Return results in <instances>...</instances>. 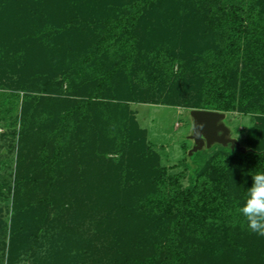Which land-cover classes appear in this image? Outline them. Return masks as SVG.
<instances>
[{"label":"trees","instance_id":"16d2710c","mask_svg":"<svg viewBox=\"0 0 264 264\" xmlns=\"http://www.w3.org/2000/svg\"><path fill=\"white\" fill-rule=\"evenodd\" d=\"M261 70L264 0H0V90L12 89L0 91V120L11 119L22 92V115L33 116L51 132L43 145L19 152L17 168L32 174L18 179L15 193L27 188L51 205L57 186L74 183L79 190L71 197L87 209L81 221L86 212L101 209H108L103 216L108 220L115 204L101 203L105 194H93L103 183L81 180L75 164L60 157L72 142L69 135L89 125L98 136L93 141H115L114 130L123 127L121 147L127 146L143 169L158 156L117 100L175 104L173 96L192 110L219 113L243 112L258 101L252 110L263 112L261 77L252 80ZM165 80L172 83L171 94L165 93ZM245 143V153L217 147L200 162L194 158L198 152L191 154L184 163L189 175L183 188L177 180L166 186L159 178L138 194L125 189L123 207L132 214L152 210L163 240L153 243L142 260L117 244L121 252L114 264H199L217 247L234 249L227 264H264L256 258L264 251V237L250 232L239 213L251 175L264 172V131ZM240 253L243 258L235 256ZM66 257L68 252L58 253L57 264Z\"/></svg>","mask_w":264,"mask_h":264},{"label":"rangeland","instance_id":"374dc122","mask_svg":"<svg viewBox=\"0 0 264 264\" xmlns=\"http://www.w3.org/2000/svg\"><path fill=\"white\" fill-rule=\"evenodd\" d=\"M176 69L174 65L173 73ZM252 75L254 81L261 77V81H257L264 89V71H255ZM165 86L168 87L165 93L171 94L172 83L165 80ZM0 91L8 93L12 89ZM262 93L264 95L263 91ZM21 94L22 92L19 93L15 112L12 115L7 113L8 116L11 115V119L0 120V264H44L46 260H50L51 264H57V254L61 251L68 252L69 257L60 264H114L115 255L121 252L117 244L127 245L122 247L125 251L130 249L131 258L142 260L153 243L163 240L162 232L156 233V227L153 226L154 217L151 216L152 210L132 214L129 208L125 209L127 206L123 207L121 203L122 192L128 188H133L137 194L140 190L146 191L149 189L148 182L155 181L157 184L160 182L159 178L166 186L175 180L182 188L188 184L189 169L185 168L184 163L189 158L188 152L193 145L189 139L192 130L190 116L192 109L184 106L180 98L173 96L171 99L175 104L156 102L155 99L147 102L117 100L118 104L127 106L129 117L143 130L146 147L158 156L157 161H151L145 168L142 166L143 169L136 165L138 164L136 157L127 151V146L125 149L121 147L125 139L123 127L114 130L115 141H93L98 140L96 138L98 136L89 125H83V131H80L82 136H79L80 133L69 135L72 142H67L70 146L65 147L68 145L66 143L65 148L63 147L64 152L60 154L64 159L62 161L67 158L74 163L73 170L76 169L80 174L79 178L84 179L86 183L89 179L94 184L103 183L102 188L100 187V190L96 188L93 194L99 197L105 194V199H100L101 203L108 201V204L111 203L110 206L115 204L110 219L103 217L106 216L108 209H101L97 214L86 212L84 215L86 218L81 221L82 210L87 209L84 205L79 207L75 203V198L71 197V193L74 191L78 193L79 190L78 185L75 186L74 183L57 186L51 194L53 201L51 205L42 204L41 196L36 192L27 193V188L22 194L15 193L14 185L16 182L19 183L18 179L21 181L32 174L31 169L24 168L20 171L17 168L19 152L23 154L31 148L33 150L34 146L43 145L49 140L51 133L45 129L43 131L33 116L22 115ZM259 104L257 101L254 107L246 105L243 112L224 113V119L221 120L230 132L229 137L235 139L244 150L239 151L240 153L247 150L246 139H256L259 131L261 129L264 131V121H258L259 118H264V111L252 110ZM117 107L119 112L120 107ZM23 119L24 126L21 125ZM82 144L83 147L87 145L89 148L80 149ZM217 147L236 150L231 148L230 144L225 146L211 144L208 148L202 147L196 151L198 153L194 155L195 162H200ZM156 165L159 167L158 171ZM37 171H41V168ZM103 190L105 192H101ZM45 215L47 219L44 220ZM120 219L123 221L120 222ZM93 235H96L97 242L93 240ZM75 242H78V247H75ZM87 244L92 248L86 250ZM63 246L69 250L62 248ZM109 246H113L110 251L107 248ZM99 248L100 251L97 252L96 249ZM217 248L201 256L199 264H216V260H219L218 264H227L225 261L229 259L228 257H234L231 255L233 248L229 247L225 252L222 248ZM259 254L256 256L257 260L260 258L264 260V251H260ZM235 256L243 258L244 255L240 253Z\"/></svg>","mask_w":264,"mask_h":264},{"label":"water","instance_id":"95a60500","mask_svg":"<svg viewBox=\"0 0 264 264\" xmlns=\"http://www.w3.org/2000/svg\"><path fill=\"white\" fill-rule=\"evenodd\" d=\"M192 130L189 139L192 140V148L188 152V157L200 150L202 147L208 148L211 144L225 146L230 144L231 148L244 152L235 139L229 137V130L221 123L224 113L202 110H191Z\"/></svg>","mask_w":264,"mask_h":264},{"label":"clouds","instance_id":"9594fccd","mask_svg":"<svg viewBox=\"0 0 264 264\" xmlns=\"http://www.w3.org/2000/svg\"><path fill=\"white\" fill-rule=\"evenodd\" d=\"M252 176L247 198L239 209L250 232L264 237V172Z\"/></svg>","mask_w":264,"mask_h":264}]
</instances>
